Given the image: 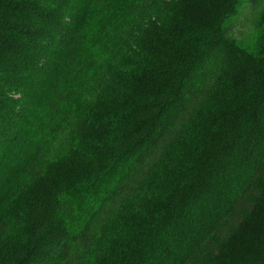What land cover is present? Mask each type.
Segmentation results:
<instances>
[{
    "label": "trees",
    "instance_id": "trees-1",
    "mask_svg": "<svg viewBox=\"0 0 264 264\" xmlns=\"http://www.w3.org/2000/svg\"><path fill=\"white\" fill-rule=\"evenodd\" d=\"M239 261L264 264V0H0V264Z\"/></svg>",
    "mask_w": 264,
    "mask_h": 264
},
{
    "label": "rangeland",
    "instance_id": "rangeland-1",
    "mask_svg": "<svg viewBox=\"0 0 264 264\" xmlns=\"http://www.w3.org/2000/svg\"><path fill=\"white\" fill-rule=\"evenodd\" d=\"M254 12L253 11H246L245 15L243 16V19L240 21L238 30L236 28L235 34L239 33V35H246L247 32H249L250 27H251V17L253 16ZM255 242H262V238H253L252 239ZM241 264H250L251 262H244V261H239Z\"/></svg>",
    "mask_w": 264,
    "mask_h": 264
}]
</instances>
